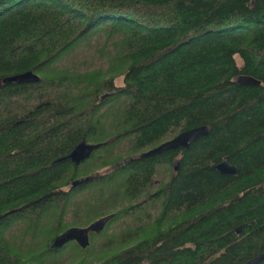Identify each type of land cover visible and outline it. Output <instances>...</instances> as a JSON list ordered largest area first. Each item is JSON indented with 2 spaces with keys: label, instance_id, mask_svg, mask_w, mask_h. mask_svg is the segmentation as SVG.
<instances>
[{
  "label": "trees",
  "instance_id": "1",
  "mask_svg": "<svg viewBox=\"0 0 264 264\" xmlns=\"http://www.w3.org/2000/svg\"><path fill=\"white\" fill-rule=\"evenodd\" d=\"M88 49L107 65L81 69ZM30 70L39 82L2 81ZM202 125L190 149L141 156ZM83 137L101 146L76 165ZM224 159L236 175L213 168ZM105 216L127 223L126 248L93 250L107 228L86 248L53 246ZM263 251L264 0H0V264H242Z\"/></svg>",
  "mask_w": 264,
  "mask_h": 264
},
{
  "label": "water",
  "instance_id": "2",
  "mask_svg": "<svg viewBox=\"0 0 264 264\" xmlns=\"http://www.w3.org/2000/svg\"><path fill=\"white\" fill-rule=\"evenodd\" d=\"M41 77L34 71L30 70L24 73L10 75L2 79L4 84H23V83H35L39 82ZM240 83L247 85H259L261 82L251 76H243L240 79ZM106 97V96H105ZM210 132V128L207 125L193 127L191 129L185 130L177 134L175 137L164 141L160 145L151 148L150 150L142 153V157H152L162 154L166 151L177 150L183 148L188 150L191 146L200 138L207 136ZM101 144H89L86 138L83 137L78 143L75 149L69 154V158L76 165L81 164L85 160L89 159L92 153L97 150ZM180 159L174 161V169L177 171L179 169ZM213 168L221 175H236L238 173V168L236 165L231 164L226 159L219 163H215ZM89 181V178H83L73 182L74 186L85 183ZM106 225V219H99L92 223L88 227H71L63 232L61 235L57 236L53 242V246L56 248H62L70 241H76L81 247L86 248L90 244V233H100ZM242 264H264V251L259 255L253 257L252 259L242 263Z\"/></svg>",
  "mask_w": 264,
  "mask_h": 264
},
{
  "label": "rangeland",
  "instance_id": "3",
  "mask_svg": "<svg viewBox=\"0 0 264 264\" xmlns=\"http://www.w3.org/2000/svg\"><path fill=\"white\" fill-rule=\"evenodd\" d=\"M92 53H94L93 49L80 51L77 54V56L74 58L73 61L77 65H79L81 69L86 68V67H90V66L96 68L99 66H106L107 65V63H105L104 60H100L99 58H97L99 56L98 53L91 57ZM237 61H238L239 65L243 64V62L240 58H237ZM89 63H90V65H89ZM117 84L118 85L122 84V77H119L117 79ZM100 171H104V169L101 168L99 170V172ZM170 174H171V172L168 170V168L166 169L165 167H163L160 169V172H159V174L155 180L156 185H154L152 192L149 193L148 196L144 197V201H146L152 195H154V193L159 188L160 184L169 179ZM101 218L106 219V225H105L104 229L107 228L108 231H107V235L97 236V237L93 238V244L90 243V244H92L93 250L99 251L100 249H121V248L123 249V248H126L130 244L128 242V239H129L128 233H124L127 229V226H126L127 223H124L121 221H115L113 223L108 222L109 221L108 216L101 217ZM101 218H99V219H101ZM99 219H97V220H99ZM97 220H95V221H97ZM94 222H92V223H94ZM127 222H129L130 224L133 223V221L132 220L130 221V219H128ZM91 224H89L88 226H90ZM88 226H83V227H88ZM73 227H75V226H73ZM77 227H79V226H77ZM104 229L101 232H103ZM64 256H66V254ZM63 264H67V263H63Z\"/></svg>",
  "mask_w": 264,
  "mask_h": 264
},
{
  "label": "flooded vegetation",
  "instance_id": "4",
  "mask_svg": "<svg viewBox=\"0 0 264 264\" xmlns=\"http://www.w3.org/2000/svg\"><path fill=\"white\" fill-rule=\"evenodd\" d=\"M87 143H89V142H87ZM89 144H93V143H89ZM91 234V233H90Z\"/></svg>",
  "mask_w": 264,
  "mask_h": 264
}]
</instances>
